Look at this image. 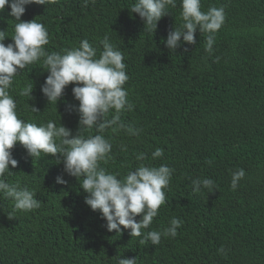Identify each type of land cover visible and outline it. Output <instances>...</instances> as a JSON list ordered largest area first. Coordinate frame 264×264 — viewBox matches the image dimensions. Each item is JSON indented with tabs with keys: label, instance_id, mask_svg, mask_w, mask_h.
I'll return each mask as SVG.
<instances>
[{
	"label": "trees",
	"instance_id": "obj_1",
	"mask_svg": "<svg viewBox=\"0 0 264 264\" xmlns=\"http://www.w3.org/2000/svg\"><path fill=\"white\" fill-rule=\"evenodd\" d=\"M133 3H32L21 20L44 24L49 53L87 39L98 58L105 34L123 52L129 76L124 88L134 108L123 111L121 121L142 131L132 136L105 130L113 158L101 167L126 175L141 163L136 160L141 152L145 164L168 165L174 172L164 189L166 203L140 237H131L123 226L119 233L109 232L106 219L86 205L88 193L64 172L62 162L52 154L33 158L17 142L11 152L18 164H10L3 179L35 192L40 207L14 211V202L0 194V264H118L119 258H136V264H264V0H201L202 11H225L211 52L205 50L208 34L199 30L196 44L184 42L172 51L164 43L182 23L180 0L153 32L128 9ZM10 11V6L0 11L5 44L12 42L18 22ZM47 75L41 59L14 77L9 94L17 101V115L38 125L54 120L75 135L79 116L67 110L79 103L74 84L66 86L60 101L48 104L41 91ZM28 84L34 87L33 99L19 94ZM31 105L40 112H32ZM84 134L97 133L93 128ZM157 147L164 149L163 156L152 159ZM241 168L245 176L233 190L231 174ZM57 176L67 183H57ZM197 178L212 179L215 191L202 187L194 193L191 180ZM173 217L183 222L175 237L162 235L158 245L140 242L148 231L162 232Z\"/></svg>",
	"mask_w": 264,
	"mask_h": 264
},
{
	"label": "clouds",
	"instance_id": "obj_2",
	"mask_svg": "<svg viewBox=\"0 0 264 264\" xmlns=\"http://www.w3.org/2000/svg\"><path fill=\"white\" fill-rule=\"evenodd\" d=\"M58 0H0V11L10 6V16L17 23L10 36L11 41L4 43L8 37L0 30V194L11 199L13 210L32 211L40 207L36 193L19 182L10 184L3 179L11 164L15 168L18 161L13 158L11 149L19 142L28 155L37 158L41 153L52 154L58 163H63L64 172L76 177L83 190L88 193L86 205L91 210H99L106 219L109 232L130 229L131 237H140L141 230L147 229L162 205L166 203V193L174 169L166 164L153 166L143 163L147 159L145 153L136 155L141 161L134 170L126 175L110 172L101 167L113 158V145L103 133L111 129L113 133L125 131L132 136H139L142 129H136L121 121V113L132 110L134 105L127 99L128 93L124 85L129 80L124 63V54L110 42L107 34L100 40L103 50L97 58V48L83 39L78 46L65 48L59 52H47L44 48L49 43V33L43 23L36 19L21 20L26 5L36 3L51 5ZM89 0H84L85 5ZM94 3L95 0H92ZM169 6L176 7V0H135L130 8L132 13L139 14L144 22L145 31L153 32L158 22L169 13ZM181 25L169 31L164 43L170 50H177L182 43L196 44V32L207 33L205 50L211 52L215 33L225 20L224 8L210 7L206 12L201 10V0H180ZM183 38V40H181ZM187 49H185L186 51ZM43 69L48 75L41 85L42 93L47 97L48 104L57 103L64 95L66 86L74 84L72 93L79 102L69 105L68 111H76L79 116V127L75 135L62 123L48 120L45 124L28 122L18 117L17 101L9 94L14 77L27 66L41 60ZM33 85L28 84L20 90V95L33 99ZM114 110L111 119L110 112ZM31 111L40 112L35 105ZM95 128V135L85 136V130ZM127 151V145L121 146ZM164 149L157 147L152 152V159L163 156ZM208 163H211L209 161ZM231 187L235 190L238 182L245 176L244 169L232 172ZM82 178V179H81ZM56 182L66 184L63 176H57ZM192 191L199 193L202 187L209 193L215 191L214 181L209 178L193 179ZM143 214L137 221L136 217ZM11 218V213H9ZM182 220L173 217L169 226L163 231H148L141 243L151 241L158 245L161 236L175 237ZM123 226V229H121ZM220 252H224L221 248ZM118 264H136V258H119Z\"/></svg>",
	"mask_w": 264,
	"mask_h": 264
}]
</instances>
